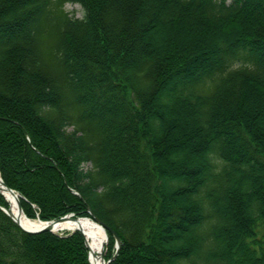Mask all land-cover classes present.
Wrapping results in <instances>:
<instances>
[{
	"label": "trees",
	"instance_id": "trees-1",
	"mask_svg": "<svg viewBox=\"0 0 264 264\" xmlns=\"http://www.w3.org/2000/svg\"><path fill=\"white\" fill-rule=\"evenodd\" d=\"M0 174L31 218L91 209L110 264H264V0H0ZM87 252L0 207V264Z\"/></svg>",
	"mask_w": 264,
	"mask_h": 264
},
{
	"label": "bare ground",
	"instance_id": "bare-ground-1",
	"mask_svg": "<svg viewBox=\"0 0 264 264\" xmlns=\"http://www.w3.org/2000/svg\"><path fill=\"white\" fill-rule=\"evenodd\" d=\"M6 198L11 203L12 211L16 214L18 212L16 197L6 190H3ZM21 223L28 229L39 227L41 222L38 219H27L24 212H21ZM82 228L85 231L86 237L90 246V260L92 264H104L102 256L104 248L108 242V235L106 229L91 217L81 219L80 223L68 218L65 221L59 222L56 225V231H70L76 228Z\"/></svg>",
	"mask_w": 264,
	"mask_h": 264
},
{
	"label": "water",
	"instance_id": "water-1",
	"mask_svg": "<svg viewBox=\"0 0 264 264\" xmlns=\"http://www.w3.org/2000/svg\"><path fill=\"white\" fill-rule=\"evenodd\" d=\"M3 190H6L8 191L9 193H11L12 195H14L16 197V202H17V208H18V212L19 213H14L12 211V208H11V203L10 201L7 199V201L10 203V206L8 208L4 207V206H1V209L3 211H5L9 216H11L13 218V220L25 231L27 232H30V233H40V232H43V231H52V232H55V229H56V225L59 223V222H62V221H65L67 220L68 218H71L73 221L77 222V223H80L81 222V219H83V217H76L74 216L73 213L71 214H66L64 216H61L59 218H55V219H52L50 221H42L40 220L41 224L39 225V227L37 228H34V229H28L26 227L23 226V224L21 223V212H24L23 211V208H22V205H21V195L13 188L9 187L4 181L3 179L1 178L0 176V191L3 195L4 194V191ZM88 212L91 214V216L93 217L94 220H96L98 223H100L106 230H110L112 233H114L115 237H116V243H117V249L119 248L120 246V243H121V239L119 238V236L117 235V233L115 232V230L113 228H111V226L109 224H107L105 221H103L101 218H99L97 215H95L90 209L88 210ZM26 215V214H25ZM27 217V215H26ZM27 219H30L27 217ZM76 230H79L82 232L83 235H85V242H86V245L87 247L89 248L90 250V246H89V241L86 237V234H85V231L78 227L76 228ZM117 254V253H116ZM115 254V255H116ZM115 255L113 256V258L115 257ZM112 258V259H113ZM102 259H103V262L104 264H109L110 261L112 259H108V260H105V258L102 256ZM91 262V261H90Z\"/></svg>",
	"mask_w": 264,
	"mask_h": 264
},
{
	"label": "rangeland",
	"instance_id": "rangeland-1",
	"mask_svg": "<svg viewBox=\"0 0 264 264\" xmlns=\"http://www.w3.org/2000/svg\"><path fill=\"white\" fill-rule=\"evenodd\" d=\"M65 8L68 10V11H70V12H73V14L75 15V16H77V17H82V16H84V14H85V11H84V9L82 8V6L80 5V4H78V3H67L66 5H65ZM173 117H174V119H175V121L177 122V123H179V124H183V120L185 119V116H180V115H172ZM183 147V146H182ZM200 148H202V146H200ZM182 149V151L184 152V153H190V152H192L193 151V148L192 147H188V146H186V147H184V148H181ZM201 150V149H200ZM182 152V153H183ZM186 154H184V156L186 155ZM90 165L89 164H87L86 165V167L88 168ZM93 212V211H92ZM91 215L90 214H88V215H84V216H82V217H90ZM92 217V216H91ZM37 218V217H36ZM36 218H34V219H36ZM63 232H65V231H63ZM63 232H61V233H63ZM67 232H70V231H67ZM107 232H108V234H109V232H111V231H109V230H107ZM116 232V231H115ZM114 234V233H113ZM119 238L121 239V237L119 236ZM108 243H109V241L107 242V244H106V246H105V248H104V252H103V257L106 259V260H108V251H109V248H108ZM121 244H122V240H121V243H120V246H119V250H120V247H121ZM119 250L117 251V252H119ZM87 257H88V260H89V262H90V250H89V248H88V252H87ZM118 255V254H117ZM116 258V257H115ZM91 264V263H90ZM110 264V263H109Z\"/></svg>",
	"mask_w": 264,
	"mask_h": 264
}]
</instances>
